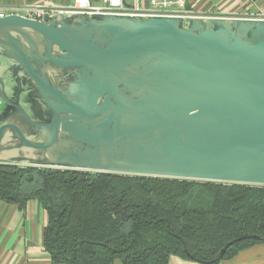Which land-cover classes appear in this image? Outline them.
Listing matches in <instances>:
<instances>
[{
	"label": "water",
	"instance_id": "water-1",
	"mask_svg": "<svg viewBox=\"0 0 264 264\" xmlns=\"http://www.w3.org/2000/svg\"><path fill=\"white\" fill-rule=\"evenodd\" d=\"M0 162L264 185V17L0 16Z\"/></svg>",
	"mask_w": 264,
	"mask_h": 264
},
{
	"label": "trees",
	"instance_id": "trees-1",
	"mask_svg": "<svg viewBox=\"0 0 264 264\" xmlns=\"http://www.w3.org/2000/svg\"><path fill=\"white\" fill-rule=\"evenodd\" d=\"M0 199L41 203L56 264H219L264 242V185L0 162Z\"/></svg>",
	"mask_w": 264,
	"mask_h": 264
},
{
	"label": "crops",
	"instance_id": "crops-1",
	"mask_svg": "<svg viewBox=\"0 0 264 264\" xmlns=\"http://www.w3.org/2000/svg\"><path fill=\"white\" fill-rule=\"evenodd\" d=\"M71 2L72 0H0V6L4 8L34 4L68 6ZM187 4L192 9H213L221 15L264 14V0H187ZM47 222V211L37 199H32L22 206L0 199V264H56L52 262L43 244ZM114 264L123 263L116 260ZM168 264L201 263L172 255ZM219 264H264V242L243 249Z\"/></svg>",
	"mask_w": 264,
	"mask_h": 264
},
{
	"label": "built area",
	"instance_id": "built-area-1",
	"mask_svg": "<svg viewBox=\"0 0 264 264\" xmlns=\"http://www.w3.org/2000/svg\"><path fill=\"white\" fill-rule=\"evenodd\" d=\"M111 12V13H145V14H175V15H221L213 9L190 8L187 0H148L146 5L142 0H72L68 6H51L34 4L4 8L0 6V16L18 13L35 19H42L45 13L55 12ZM255 17V16H254ZM256 17H264L260 14Z\"/></svg>",
	"mask_w": 264,
	"mask_h": 264
},
{
	"label": "rangeland",
	"instance_id": "rangeland-1",
	"mask_svg": "<svg viewBox=\"0 0 264 264\" xmlns=\"http://www.w3.org/2000/svg\"><path fill=\"white\" fill-rule=\"evenodd\" d=\"M129 2H134V1H136V0H128ZM147 2H148V0H142V4L143 5H146L147 4Z\"/></svg>",
	"mask_w": 264,
	"mask_h": 264
}]
</instances>
